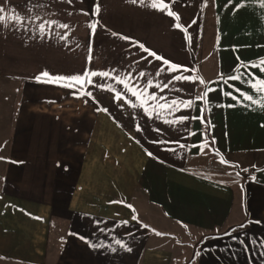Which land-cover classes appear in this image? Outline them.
<instances>
[{
	"label": "crops",
	"instance_id": "0c3cea01",
	"mask_svg": "<svg viewBox=\"0 0 264 264\" xmlns=\"http://www.w3.org/2000/svg\"><path fill=\"white\" fill-rule=\"evenodd\" d=\"M153 3L0 0V264H264V0Z\"/></svg>",
	"mask_w": 264,
	"mask_h": 264
},
{
	"label": "snow or ice",
	"instance_id": "6c2138e0",
	"mask_svg": "<svg viewBox=\"0 0 264 264\" xmlns=\"http://www.w3.org/2000/svg\"><path fill=\"white\" fill-rule=\"evenodd\" d=\"M132 2H136V0H132ZM141 2H143V0H141ZM152 6L159 8L161 11H168L169 15H175L174 13H172L170 11L169 6L166 3H163V0H161L160 4L153 3ZM2 11H3V9L0 8V12H2ZM97 11H99V9H97ZM15 18L17 20L20 19L19 16H16ZM176 19H179V17L177 16ZM0 20H3V16H0ZM62 27H67V25H62ZM90 27L94 28L95 25H91ZM177 27H179V25H177ZM41 29H43V25H41ZM261 63L264 64V61H261ZM173 70H175V69H173ZM262 70H264V69H262ZM45 75H47V74L45 73ZM89 75L95 76V75H97V73L93 72V73H90ZM100 75L107 77L109 74L107 72H105V73H101ZM140 75L143 76L144 74L141 73ZM183 78L184 77H176V79H183ZM235 78L239 79V77H235ZM74 79H75L76 83H79L81 85V87L83 86L84 83H91L92 82L90 79H88L87 81H85L81 78H74ZM121 83H124L125 88H127L132 93V95H136L138 97H144L147 95L145 90H142V89L138 90L135 85H132L131 87H129V85L126 82L121 81ZM253 87L256 88L257 91H264V81H259L257 84H254ZM205 96H206V93H205ZM117 98H120L119 94H118ZM147 99L156 100L157 97L155 95H151V96H147ZM244 99L251 100L252 97L248 96V95H244ZM174 104H176V101H172V105H174ZM172 105H168V107H171ZM186 106H190V103ZM161 107H163V106H161Z\"/></svg>",
	"mask_w": 264,
	"mask_h": 264
},
{
	"label": "rangeland",
	"instance_id": "374dc122",
	"mask_svg": "<svg viewBox=\"0 0 264 264\" xmlns=\"http://www.w3.org/2000/svg\"><path fill=\"white\" fill-rule=\"evenodd\" d=\"M205 152H206V154H204V156L200 160L201 163L209 164V163H217L218 162V158L216 156H214L210 150H206ZM207 161L209 163H207ZM190 245H191V243H188V244L186 243L184 245L185 247L182 249V258L178 260L179 262L184 260V262H182V263L180 262V264H186L188 259L190 258V255H191V246Z\"/></svg>",
	"mask_w": 264,
	"mask_h": 264
}]
</instances>
